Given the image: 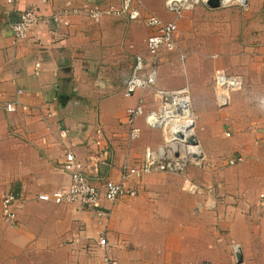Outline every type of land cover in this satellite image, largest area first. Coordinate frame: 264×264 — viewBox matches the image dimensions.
Masks as SVG:
<instances>
[{
  "label": "crops",
  "instance_id": "obj_1",
  "mask_svg": "<svg viewBox=\"0 0 264 264\" xmlns=\"http://www.w3.org/2000/svg\"><path fill=\"white\" fill-rule=\"evenodd\" d=\"M83 1L102 9L119 5V0H19L6 7L0 0V8L10 11L0 15V117L5 119L0 196L20 194L24 200L15 228L6 226L0 213V264H101L96 241L104 235L108 254L118 264H218L228 240L238 241L237 230L244 243V233L253 239L264 228L258 206L264 192V0L216 12L232 20V30H221L217 37L215 67L235 72L241 82L225 107L218 105L214 76L200 82L196 69L185 67V80L166 85L159 79L164 66H158L157 87L189 90L201 149L221 155L203 165L204 178L186 172L190 180L202 181L203 193L185 192L181 175L153 172L136 179L134 198L114 204L102 200L97 209L37 200L71 183L60 170L70 142L92 174L111 181L118 180L124 161L139 166L145 150L157 146L144 137L127 140L126 110L135 105L137 94L126 98L123 93L134 57L146 56L149 30L143 21L105 16L95 22L73 13L64 17L67 26L55 27L52 15L80 8ZM136 1L143 17L172 16L165 0ZM27 7L38 9L45 20L16 43L8 21ZM15 99L29 111L7 113L4 104ZM234 99L236 112L230 106ZM136 126L141 137L142 118ZM223 130L235 131L228 151L219 147ZM60 131L66 132L65 139H59ZM213 134L217 137L209 139ZM234 156L242 161L226 165Z\"/></svg>",
  "mask_w": 264,
  "mask_h": 264
},
{
  "label": "built area",
  "instance_id": "obj_2",
  "mask_svg": "<svg viewBox=\"0 0 264 264\" xmlns=\"http://www.w3.org/2000/svg\"><path fill=\"white\" fill-rule=\"evenodd\" d=\"M18 1L4 0V4L6 7L12 6ZM207 1L165 0L166 11L174 17V20L169 22H164L152 14L143 17L136 0H119L118 6H109L105 9L98 6L88 7L83 1L80 8H74L68 12L61 11L58 15L51 16V21L56 28L59 25L67 26L68 24L64 20V17L67 13H73L84 14L95 22L105 16L122 18L128 23L143 21L145 27L149 30V35L145 42L146 56L136 55L134 57L130 74L123 88L126 98H131L137 94L135 105L126 110L127 140L129 142L137 141L140 138V129L136 126L138 118L143 119L146 127L161 129L163 132H166L169 141L180 131L182 125L192 124L194 127L189 90L187 88L180 90H163L158 88L157 62L163 52H173L176 49V19L196 7H207ZM218 1L219 8L223 9L236 6L244 7L247 2V0ZM9 12L5 8H0V15L4 17H7ZM43 20H45L44 16L36 8L27 7L19 11L15 20L8 21V27L13 40L16 43L23 41L28 36L30 30ZM47 23L49 24L50 21L48 20ZM39 69L40 65L36 64L34 67L35 75H38ZM213 82L220 107H225L230 94L241 88L240 80L235 76L226 74L224 71H216ZM147 92L153 95V102H158L156 106L149 105L145 101L144 94ZM18 108L22 112L29 111L17 99L4 104V110L10 114L15 113ZM226 136H228V133H226ZM65 137L66 132L60 131L59 139H65ZM179 137L183 138V134L179 135ZM173 143L177 146V149H171V151L170 148L166 147L159 151L146 149L139 166H132L128 161H124L120 167L118 180L111 181L100 178L97 174H92L89 166L85 162L80 161L71 151L74 144L70 142L66 148L60 170L69 176L71 183L66 188H59L49 193L39 194L37 200L52 202L57 205L71 203L77 204L82 208L97 209L102 200L114 204L122 198H134L137 195L136 179L153 172L181 175L183 177L182 189L191 195H201L203 187L190 180L186 174L188 159L197 161L198 157L188 152L184 142H177L175 140ZM193 144L195 147H199L196 140H194ZM175 153L178 154L177 157L174 156ZM241 161V157L234 156L226 161V165L234 166ZM23 205L24 200L20 194H2L0 196L2 222L10 228H15L18 225V212ZM258 206L264 212V192L258 195ZM96 243L98 248L103 252L101 264H118L108 254L109 244L106 235L101 236ZM235 249L238 248L235 247ZM202 264L210 263L203 262Z\"/></svg>",
  "mask_w": 264,
  "mask_h": 264
},
{
  "label": "rangeland",
  "instance_id": "obj_3",
  "mask_svg": "<svg viewBox=\"0 0 264 264\" xmlns=\"http://www.w3.org/2000/svg\"><path fill=\"white\" fill-rule=\"evenodd\" d=\"M232 8L240 9V7L236 6L226 9H220L219 11H210L204 10L201 6H199L184 13L182 17L176 19V49L173 52L162 53L164 54V56L162 57V60H160V64L159 61L157 62V66H159V68H161V65L164 66L162 69H159V79L162 80V82H164L166 85H172L173 83H179L185 80V77L183 75V70L185 67L196 69L194 72L196 73L195 79L200 82L212 78L215 75L216 71L224 70V68H222L220 64L218 67H215V63H219L217 54L219 52L221 42L220 38L217 37H220L221 30H232V20H222V15H216V12L226 11L227 9ZM198 10L201 11L196 14L195 12H197ZM147 15H151V13H148ZM184 16H186V18H184ZM161 20L164 22H169L173 21L174 17L172 15L169 20ZM182 56L183 58H181ZM232 66L235 67V64H232ZM174 70H181V73L175 76L173 75ZM224 72L231 76L236 75L235 72L230 73L226 70ZM122 78L123 77H121V79ZM144 99L149 105L152 106H156L158 103L153 102V95L149 92L144 94ZM231 105L236 112L238 109V103L235 99L231 101L230 106ZM193 107L194 104L191 101V111L194 118L193 131L195 140L198 142V148L201 153V157H198L197 161L188 159L186 172L188 173L189 171H192L194 176L196 175L200 178H204L202 168L204 167L203 165L206 163V161L209 160L211 162V160H215L216 158H218L219 160L222 158L221 155H216L217 151L210 150L205 152V150L201 149L202 147L199 144L200 137L197 136L196 133L197 121L195 118ZM4 122L5 119H2L0 117V130L4 127ZM6 125L7 127L9 126L8 124H5V126ZM144 128V135L142 134L140 139L144 137L146 138L145 141H148L149 144H156L157 147H152L153 150H158L165 147L170 148V151L171 149H176L177 146L174 145L172 140V142L169 141V137L166 132H163L161 129H152L146 126ZM227 132L229 133V136H226ZM234 133L235 131H221V135L219 136V147L221 149H227V151L230 150L231 140L235 137ZM216 137V134L208 136L209 139H213ZM210 141L212 142V140ZM228 157L226 158V160L228 159ZM194 180H196V182L200 185L202 184V181L196 179L195 177ZM237 235L238 236L236 237V239H238V241L229 239L226 243L227 250H225V253H223L222 258L220 259L218 264H264V228H261L259 236L253 239L251 237H247L246 233H244V243L242 242L243 234L240 233V230H237ZM235 247H237L238 249H235ZM236 251H240V253L236 254ZM237 257L240 259H238Z\"/></svg>",
  "mask_w": 264,
  "mask_h": 264
},
{
  "label": "bare ground",
  "instance_id": "obj_4",
  "mask_svg": "<svg viewBox=\"0 0 264 264\" xmlns=\"http://www.w3.org/2000/svg\"><path fill=\"white\" fill-rule=\"evenodd\" d=\"M194 128H193V125L190 124V125H182L181 126V129L180 131L174 135V138L172 139V141H177V142H184V145L185 147L187 148L188 152L191 153L192 155L194 156H197V157H201V153L199 151V148L198 147H195L193 142L195 140V135H194ZM183 134V138H180L179 135H182ZM177 149V148H176ZM240 251L236 254H239Z\"/></svg>",
  "mask_w": 264,
  "mask_h": 264
},
{
  "label": "water",
  "instance_id": "obj_5",
  "mask_svg": "<svg viewBox=\"0 0 264 264\" xmlns=\"http://www.w3.org/2000/svg\"><path fill=\"white\" fill-rule=\"evenodd\" d=\"M207 7L210 9H218L219 8V1L218 0H208L206 3ZM175 157L178 156L177 153L174 154ZM237 253V252H236ZM238 256V255H237ZM238 258V257H237ZM240 259V258H238Z\"/></svg>",
  "mask_w": 264,
  "mask_h": 264
}]
</instances>
